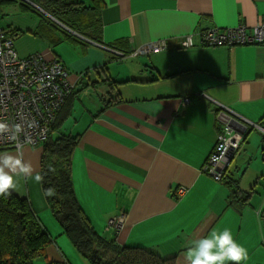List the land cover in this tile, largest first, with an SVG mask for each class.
Here are the masks:
<instances>
[{
    "label": "crops",
    "instance_id": "crops-1",
    "mask_svg": "<svg viewBox=\"0 0 264 264\" xmlns=\"http://www.w3.org/2000/svg\"><path fill=\"white\" fill-rule=\"evenodd\" d=\"M101 1L103 44L89 42L78 61L69 66L62 62L69 69L70 81L80 84L85 73L107 66L113 53L110 46L120 40L126 41L130 53L119 61L140 65L133 64L112 78L148 81L152 74L160 77L154 83L118 86L121 100L115 98L109 107L99 97L91 99L92 110L83 109L81 92L71 97L73 110L63 130L79 138L72 156V179L91 224L119 245L176 257L175 264H185L184 252L193 240L228 228L247 249L243 264H264V196L256 198L257 206L251 200L246 205L228 206L227 185L205 171L223 127L222 108L230 109L226 114L236 124L242 123L247 132L258 128L264 134V46L208 47L200 42V34L210 28L264 24V0ZM7 8L18 10L17 14H3L8 26L25 32L15 43L20 57L37 52L48 60L62 61L54 49L29 35L37 20L22 13L19 6ZM190 35L194 46L181 49L178 42ZM162 41H169L167 50L133 56L136 49ZM112 70L123 73L112 66L103 79ZM186 98H190L187 105L183 104ZM102 108L105 110L99 113ZM248 136L244 143L251 140ZM42 153V146L24 147V159L32 164L34 174L40 173ZM237 155L231 165L233 177L241 180L245 193L254 192L252 200L262 196L258 184L254 186L250 180L262 178L264 165L251 171L238 168L234 165ZM238 170H244L243 174H237ZM17 179L22 187L13 193L31 201L51 235H62L63 231L40 216L49 210L41 183ZM260 185L264 187L263 181ZM179 188L185 189L184 195L179 196ZM118 217L123 218V228L108 229V221ZM47 257L50 263L62 261L56 242L47 249Z\"/></svg>",
    "mask_w": 264,
    "mask_h": 264
},
{
    "label": "trees",
    "instance_id": "trees-1",
    "mask_svg": "<svg viewBox=\"0 0 264 264\" xmlns=\"http://www.w3.org/2000/svg\"><path fill=\"white\" fill-rule=\"evenodd\" d=\"M4 6H19L22 13L37 15L39 20L29 35L49 49H54L63 40L84 47H87L89 42L103 44L101 13L104 5L101 0H0V8ZM56 29L59 30L61 36L52 35ZM6 32L13 35L15 39L25 34L23 30L11 25L7 27ZM126 47L125 40L112 44L110 49L113 53L110 54V60H120L123 55L127 57L130 51L126 50ZM115 52L121 53L118 55ZM55 60L62 63L59 59ZM62 64L68 70V67ZM108 69V66L95 68L92 70V75V71L87 72L81 78L80 84H74L73 91L63 109L58 113L48 139L41 145L43 153L40 174L43 177L41 189L44 199L63 234L69 238L76 251L88 264H175L176 257L165 258L155 250L145 247L119 245L115 238H108L98 233L77 199L71 166L79 138L74 134L62 132L64 122L72 114L71 97L87 88L96 90L98 86L105 83L109 87V98L106 100V97L101 95L100 99L106 103L105 107H109L110 102L115 98L121 100L118 95V86L129 83H154L160 77L152 74L151 78H147L148 81H142L141 78L116 80L110 76L103 79ZM79 85L83 87L75 93L76 86ZM113 94L116 96L110 99L114 96ZM104 110L102 108L99 113ZM250 132L251 129L245 134L242 143L246 141ZM262 137L261 156L264 162V134ZM24 147L40 146L27 145ZM8 150L10 148H0V152ZM237 153L231 159L227 171H224L222 179V182H225L223 184H226L230 191L227 199L228 206L249 204L254 193L252 191L245 193L240 188L241 180L233 177L231 165ZM261 180L264 184V172ZM49 188L54 190L51 196L46 195V190ZM112 228L115 231L121 230L108 227V229ZM52 244L54 242L51 234L33 210L29 199L21 198L13 192L11 195L0 197V264H34L38 259H44L48 264H65L62 261L50 263L48 260L47 249Z\"/></svg>",
    "mask_w": 264,
    "mask_h": 264
},
{
    "label": "built area",
    "instance_id": "built-area-1",
    "mask_svg": "<svg viewBox=\"0 0 264 264\" xmlns=\"http://www.w3.org/2000/svg\"><path fill=\"white\" fill-rule=\"evenodd\" d=\"M200 42L208 47L264 46V24L248 27L239 24L226 29L210 28L200 34ZM181 49L194 46V37L190 35L178 42ZM168 41L153 43L136 49L133 56L157 53L168 49ZM67 68L56 60H48L43 54L20 57L15 49V37L0 29V120L18 123L23 131L20 141L30 137L31 144L41 146L48 139L56 122L58 113L70 97L74 83L69 79ZM190 103V98L183 104ZM219 113L223 122L216 145L205 166V171L216 180L224 178V166L228 165L239 151L247 132L246 127L226 114ZM236 124V126H234ZM236 128V129H235ZM13 135L8 132L0 135V148L17 149V144L9 140ZM185 189L179 188V196ZM123 218L110 219L107 227L123 228Z\"/></svg>",
    "mask_w": 264,
    "mask_h": 264
},
{
    "label": "clouds",
    "instance_id": "clouds-1",
    "mask_svg": "<svg viewBox=\"0 0 264 264\" xmlns=\"http://www.w3.org/2000/svg\"><path fill=\"white\" fill-rule=\"evenodd\" d=\"M22 131L20 124L0 120V135L12 132L13 135L9 140L17 144L15 153L0 152V197L21 190L22 184L17 177L32 179L36 183H41L43 180L40 173L34 174L32 164L24 159V146L31 144L32 140L30 137H25L21 142ZM53 194V189L46 190V195ZM247 259V249L236 241L232 231L228 228L219 232L212 230L207 236L193 240L184 252L185 264H243Z\"/></svg>",
    "mask_w": 264,
    "mask_h": 264
},
{
    "label": "rangeland",
    "instance_id": "rangeland-1",
    "mask_svg": "<svg viewBox=\"0 0 264 264\" xmlns=\"http://www.w3.org/2000/svg\"><path fill=\"white\" fill-rule=\"evenodd\" d=\"M7 7H9V6H4V7L0 8V27L1 28H7L9 25V23H7L5 21L7 19V16L3 15V14H8L11 12H13V14L18 13L17 9H15V8L10 9ZM26 14L29 15L34 20H39V17L37 15H33L31 13H26ZM56 31H58L57 34H56ZM52 35L55 37L61 36V34L59 33V30H57V29L52 32ZM18 39H19V37L17 39H15V43ZM86 49L87 48L82 46V45L75 44V43L67 41V40H63L60 44H58L54 47V52H56L58 56H61L62 62H65L68 65V64H71V63L78 61L84 55V51ZM133 64H139V63H137L136 61L130 62L128 60L122 61V62H120L119 60H115V61L110 60V62L108 63L107 66L109 69L112 66L113 67H120V71L123 72V71H127V69ZM68 72H69V69H68ZM74 72H75V69H74ZM84 72H86V71H84ZM118 73L119 72L117 70H112L113 76L112 75H110V76L114 77V78H118V76L124 74V72L119 73V74ZM92 74H93V71L91 72V75ZM120 78H123V77H120ZM82 87H83L82 85H79L76 88L75 93L79 92V90L82 89ZM87 89L80 91L81 92V94H80L81 98L80 99L82 101L81 107L83 109L92 110L91 108H92L93 104L90 102L91 99L99 98L101 95L108 97L109 87L105 83L98 86L96 90H93V89L87 90ZM79 93H77V94H79ZM77 94H75L74 97H76ZM76 118H79V116H77ZM70 124H71V122H70ZM62 132L65 133L64 130ZM250 137H251V140H249V143H242L241 144L242 149L240 148L241 152L239 155H237V159H236L234 165H236L237 167L242 166L243 169L248 167V168H250V171H251V169H257V168L259 169L262 165H264V162H263V159L261 156V148H260V142L262 140V135L260 134V129H258V128L252 129L248 138H250ZM250 159H251V165H249ZM243 172H244V170H238L237 174L242 175ZM246 179H247V176L245 177V180ZM254 179H255V177H254ZM254 179L250 180V182H251L250 184H254V186L258 184L257 185V191L260 195H262V196H254L253 200L251 199V204L254 206H257L256 203H258L259 200L256 198L260 197L259 199H261L264 196V187H262L260 185V184H262V180L260 178H257L255 180ZM259 181H260V183H258ZM258 207H260V205ZM40 216L44 218L45 223L54 224L57 227V229L59 231H61V233H62V229H61L59 223L57 222V220L52 215L50 209L41 212ZM51 236H52L53 242H56L58 247L61 248V252L63 255L62 262H64L65 264H88L86 262V260H84L80 256V254L76 251V249L74 248V246L72 245V243L70 242L69 238L66 235L62 234V235H59L56 237H54L53 235H51ZM34 264H48V262L45 261L44 259H38L35 261Z\"/></svg>",
    "mask_w": 264,
    "mask_h": 264
},
{
    "label": "water",
    "instance_id": "water-1",
    "mask_svg": "<svg viewBox=\"0 0 264 264\" xmlns=\"http://www.w3.org/2000/svg\"><path fill=\"white\" fill-rule=\"evenodd\" d=\"M36 8H37V7H36ZM37 9H39V8H37ZM41 11H42V10H41ZM42 12H43V11H42ZM230 163H231V161H230ZM230 163H229L228 165H225V166H224L225 171H227V169L229 168Z\"/></svg>",
    "mask_w": 264,
    "mask_h": 264
},
{
    "label": "flooded vegetation",
    "instance_id": "flooded-vegetation-1",
    "mask_svg": "<svg viewBox=\"0 0 264 264\" xmlns=\"http://www.w3.org/2000/svg\"><path fill=\"white\" fill-rule=\"evenodd\" d=\"M35 54H37V52Z\"/></svg>",
    "mask_w": 264,
    "mask_h": 264
}]
</instances>
